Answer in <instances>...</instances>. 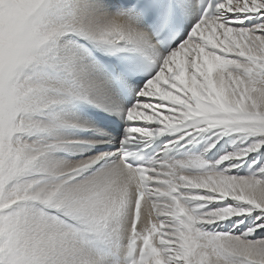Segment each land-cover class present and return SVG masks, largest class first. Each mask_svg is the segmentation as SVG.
Listing matches in <instances>:
<instances>
[{
    "label": "snow or ice",
    "instance_id": "snow-or-ice-1",
    "mask_svg": "<svg viewBox=\"0 0 264 264\" xmlns=\"http://www.w3.org/2000/svg\"><path fill=\"white\" fill-rule=\"evenodd\" d=\"M0 264H264V0H0Z\"/></svg>",
    "mask_w": 264,
    "mask_h": 264
}]
</instances>
